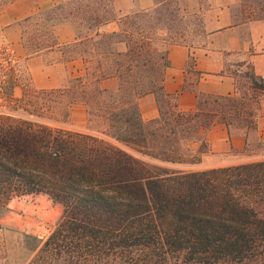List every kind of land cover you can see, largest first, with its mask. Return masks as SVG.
I'll list each match as a JSON object with an SVG mask.
<instances>
[{
  "label": "trees",
  "instance_id": "16d2710c",
  "mask_svg": "<svg viewBox=\"0 0 264 264\" xmlns=\"http://www.w3.org/2000/svg\"><path fill=\"white\" fill-rule=\"evenodd\" d=\"M241 1L240 19L264 18V0ZM89 20L88 29L109 18ZM98 35L97 29L94 34L76 31V39L63 46ZM52 39L46 46L55 43L53 34ZM142 47L129 44L124 53L117 51L119 58L98 62L96 80L117 76L121 82L115 89L89 87L87 70L73 77L75 89L69 83L46 89L66 96V115L71 102L83 100L89 115L99 117L100 129L0 116V206L26 193H45L62 205L28 264H264V158L174 169L149 163L123 146L162 161H180L185 140L201 138V130L215 120L255 128L262 76L247 62L245 90L199 92L194 109L180 110L176 93L163 90L166 53L161 75L152 66L148 73L131 71L137 65L132 54ZM193 73L195 80L203 74ZM193 83L185 80L182 88ZM148 92L156 95L159 115L143 119L137 101Z\"/></svg>",
  "mask_w": 264,
  "mask_h": 264
},
{
  "label": "rangeland",
  "instance_id": "374dc122",
  "mask_svg": "<svg viewBox=\"0 0 264 264\" xmlns=\"http://www.w3.org/2000/svg\"><path fill=\"white\" fill-rule=\"evenodd\" d=\"M3 1L6 0H0V2ZM154 1L157 4L147 10L121 14L118 19L119 28L116 31H99L100 35L93 40L85 41L83 39L74 46H62L64 58L83 52L90 59L84 58L85 70H87L85 77L89 81V87L101 86L96 80L97 74L100 73L97 68L98 62L107 64L113 56H118L117 51L124 53L129 44L135 47L143 45L141 51L138 48V54L137 52L132 54V57H136L137 65H133L131 71L135 74L148 73L150 72L149 67L152 66L151 71L159 76L163 69L165 48L168 42L195 43L201 40L199 16L181 14L175 0ZM242 6L241 0L234 5L233 10L237 18L243 17ZM116 13L112 0H61L56 6L35 10L20 21L21 41L28 55L35 54L43 50L47 44L52 43L51 25L65 20L66 16L73 18L72 23L78 33L82 34L88 30L94 34V30L98 26L95 28L94 25H91L88 29L89 23L92 24V21L89 22V17L98 15L100 19L109 18L111 20L116 17ZM0 40L4 41L15 57V61L9 63L2 71L3 110L0 112V116H7L11 120L24 117L29 120L84 131L102 128L99 117L89 115L86 104L83 112L77 109L72 116L69 106L66 115V96H59L57 92H47L46 89L50 87L35 86L25 60L19 59L2 33H0ZM37 47L42 48L38 52L31 53ZM124 57L126 56L120 55V58ZM247 68L244 65L236 73L239 92L245 90L247 78L244 76V71ZM192 75L194 76L193 72ZM189 80L193 79H186V81ZM120 82L118 78L117 84L114 87H108V89H115ZM77 83L74 78H71L69 81L71 89H75ZM34 88L44 90L33 92ZM165 102V99L162 100V103ZM50 103L51 107L48 106ZM72 122L83 123L85 128L73 127ZM123 146L149 163L161 164L174 169H198L209 164L224 162L227 159L246 162L241 158L264 153V141L258 140L256 136H251L240 150L232 149L220 153L208 152L207 144L206 147H203L201 138L187 139L180 153L182 159L180 161H162L152 155L137 152L127 145ZM61 213L62 205L45 193L14 195L8 200L5 207L0 206V264H28L53 229ZM33 244H37L35 250L30 249Z\"/></svg>",
  "mask_w": 264,
  "mask_h": 264
},
{
  "label": "crops",
  "instance_id": "0c3cea01",
  "mask_svg": "<svg viewBox=\"0 0 264 264\" xmlns=\"http://www.w3.org/2000/svg\"><path fill=\"white\" fill-rule=\"evenodd\" d=\"M61 0H6L0 2V33L9 41L12 49L25 60L37 87H59L70 79L83 75L85 59L80 55L69 58L62 56V46L76 39L73 23L61 20L51 25L55 43L38 53L28 55L21 41L20 21L35 10L50 8ZM183 15H197L200 18L201 40L195 43L171 41L166 45L167 64L163 69V90L176 93V104L180 110H191L197 105V93L227 94L237 89L236 73L247 62L264 80V18L240 19L233 10L239 0H175ZM116 17L101 23L98 31H116L118 19L123 13L147 10L157 4L154 0H112ZM163 31V30H162ZM162 33V32H161ZM203 74L195 80L193 71ZM194 80L193 88H182L186 79ZM102 87H114L116 76L101 77ZM138 107L143 119L159 115L156 95L148 92L138 98ZM85 109L83 101L70 104V115L75 110ZM75 124L73 127L84 125ZM251 136L264 141V93L260 96L257 125L254 130L227 126L220 120L213 121L201 130L200 137L207 144V151L220 153L232 149L240 150ZM262 155L242 157V161L259 160ZM241 163L239 160H224L205 167ZM203 167V168H205Z\"/></svg>",
  "mask_w": 264,
  "mask_h": 264
},
{
  "label": "built area",
  "instance_id": "2783aa9c",
  "mask_svg": "<svg viewBox=\"0 0 264 264\" xmlns=\"http://www.w3.org/2000/svg\"><path fill=\"white\" fill-rule=\"evenodd\" d=\"M15 61V57L12 51L0 40V112L3 110L2 99H3V69L11 62Z\"/></svg>",
  "mask_w": 264,
  "mask_h": 264
}]
</instances>
